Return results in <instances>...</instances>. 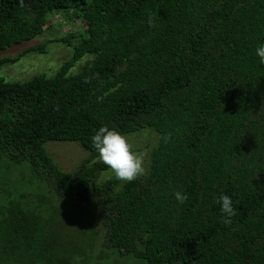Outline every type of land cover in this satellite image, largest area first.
<instances>
[{
  "label": "trees",
  "instance_id": "16d2710c",
  "mask_svg": "<svg viewBox=\"0 0 264 264\" xmlns=\"http://www.w3.org/2000/svg\"><path fill=\"white\" fill-rule=\"evenodd\" d=\"M54 15L78 30L0 59L51 42L73 48L51 78L0 77V154L24 164L2 195L0 264H74L66 230L81 210L95 241L100 222L103 246L143 264H264V65L254 53L264 0H0V51L41 35ZM104 125L159 135L146 174L99 181L109 168L90 137ZM63 141L90 154L72 174L44 148ZM220 195L236 210L229 225ZM60 197L68 217L51 209Z\"/></svg>",
  "mask_w": 264,
  "mask_h": 264
},
{
  "label": "rangeland",
  "instance_id": "374dc122",
  "mask_svg": "<svg viewBox=\"0 0 264 264\" xmlns=\"http://www.w3.org/2000/svg\"><path fill=\"white\" fill-rule=\"evenodd\" d=\"M50 26L41 35L37 36L31 41H26L18 45H14L3 51H0L1 58H16L23 51L30 47L42 45L61 36L74 33L78 30V25L69 23L54 15L49 16ZM78 39L74 40V44ZM73 55V48L68 47L62 43L51 42L48 43L45 53L29 52L18 58L14 63H5L0 68V77L5 82H26L37 75H45L48 78L53 77L60 67L71 59ZM92 58L91 55H85L78 60L72 68L70 74L78 73L85 63ZM132 150L143 153L144 155V174L148 171L150 157L155 148L159 135L151 128L139 130L136 133L125 135ZM47 155L51 157L54 164L59 170L65 174H72L76 172L82 161L87 159L90 154L80 147L75 142H47L44 145ZM95 161H100L98 157ZM101 162V161H100ZM142 176V175H141ZM114 178L110 169L102 172L99 175V181L103 182L107 179ZM43 186V184H42ZM44 187V186H43ZM49 186H46L48 189ZM58 195L50 193V197L55 198ZM54 200V199H53ZM48 204V203H46ZM57 209L61 215L66 217L71 213L68 203L65 198L60 197L55 199L51 209ZM82 217H78L79 221L74 225V222L67 225V230L77 241L74 242L78 249L79 258H87L88 264H143L142 260L119 254L114 247H107L103 243V226L100 222L95 224V230L99 232L96 241L90 232L91 217H87L86 211H82ZM75 211L73 212L74 216ZM80 259L78 264H80ZM85 263V262H84Z\"/></svg>",
  "mask_w": 264,
  "mask_h": 264
},
{
  "label": "clouds",
  "instance_id": "9594fccd",
  "mask_svg": "<svg viewBox=\"0 0 264 264\" xmlns=\"http://www.w3.org/2000/svg\"><path fill=\"white\" fill-rule=\"evenodd\" d=\"M149 26H152L151 20H149ZM254 53L259 64L264 65V42H260L255 47ZM163 139L167 143L168 137L165 136ZM90 142L98 159L111 170L116 181L128 183L143 175V153L132 150L126 137L120 132L104 125L95 130L90 137ZM174 195L179 203H183L187 198L180 192ZM216 203L219 205L222 223L229 225L232 222L231 218L236 215L231 198L227 195H220ZM78 260L79 258H75L74 264H78Z\"/></svg>",
  "mask_w": 264,
  "mask_h": 264
},
{
  "label": "flooded vegetation",
  "instance_id": "af4514ba",
  "mask_svg": "<svg viewBox=\"0 0 264 264\" xmlns=\"http://www.w3.org/2000/svg\"><path fill=\"white\" fill-rule=\"evenodd\" d=\"M9 164H12L11 166ZM13 163H11L3 154H0V209L4 210L3 206V197L2 195H6L7 193L16 183L20 181V178L22 176L23 168L21 166L23 165H15L16 167H13ZM2 190L5 191L2 193ZM13 193V192H12ZM2 207V208H1Z\"/></svg>",
  "mask_w": 264,
  "mask_h": 264
}]
</instances>
